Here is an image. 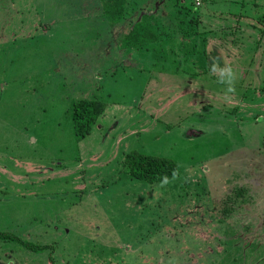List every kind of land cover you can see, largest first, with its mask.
<instances>
[{"label":"rangeland","instance_id":"obj_1","mask_svg":"<svg viewBox=\"0 0 264 264\" xmlns=\"http://www.w3.org/2000/svg\"><path fill=\"white\" fill-rule=\"evenodd\" d=\"M148 1L168 36L125 49L137 9L0 0V264H264V0ZM79 99L105 106L83 139ZM131 152L178 174L132 178Z\"/></svg>","mask_w":264,"mask_h":264},{"label":"trees","instance_id":"obj_2","mask_svg":"<svg viewBox=\"0 0 264 264\" xmlns=\"http://www.w3.org/2000/svg\"><path fill=\"white\" fill-rule=\"evenodd\" d=\"M102 8V13L107 18L111 28L123 25L126 17L134 14V9H137L136 16L138 20L131 17L129 28L121 37L120 44L125 49H147L149 45L162 41L163 36L167 37L168 33L156 32V28H161L166 24V21L159 23L157 19L156 6L152 1L143 0L144 3L134 7L130 0H99ZM142 2V0H137ZM148 10L143 12V10ZM199 16V14H198ZM134 20V22H132ZM158 22V24H157ZM163 24V25H161ZM198 24V22H197ZM239 25V24H238ZM197 29V27H196ZM206 49V54H208ZM105 106L102 102L90 99H79L72 107L71 115L74 125L75 134L78 139H83L88 136L94 125L97 124L99 118L104 114ZM127 173L135 179L142 180L148 184L166 182L173 179L178 174L177 164L167 158L140 154L138 152L128 153L125 157ZM5 240L9 238L3 237ZM26 250L33 253H43L52 248L50 245H32L31 243L22 241L20 238L11 237L10 241L15 242ZM53 249V248H52Z\"/></svg>","mask_w":264,"mask_h":264},{"label":"clouds","instance_id":"obj_3","mask_svg":"<svg viewBox=\"0 0 264 264\" xmlns=\"http://www.w3.org/2000/svg\"><path fill=\"white\" fill-rule=\"evenodd\" d=\"M220 73V82L228 85L226 88V93L233 92L234 89L231 85L234 81V74L232 73L231 69H220Z\"/></svg>","mask_w":264,"mask_h":264},{"label":"crops","instance_id":"obj_4","mask_svg":"<svg viewBox=\"0 0 264 264\" xmlns=\"http://www.w3.org/2000/svg\"><path fill=\"white\" fill-rule=\"evenodd\" d=\"M199 16H200V17H199V20H200V21H198V24L201 25V24H203V23L205 22V18L202 17V14H199ZM205 24H206V23H205ZM205 24H204V25H205ZM200 25H199V26H200ZM208 47H209V46H208ZM231 50H232V49H231ZM231 50L229 51L230 53H231Z\"/></svg>","mask_w":264,"mask_h":264},{"label":"built area","instance_id":"obj_5","mask_svg":"<svg viewBox=\"0 0 264 264\" xmlns=\"http://www.w3.org/2000/svg\"><path fill=\"white\" fill-rule=\"evenodd\" d=\"M200 4V0H197V5H199Z\"/></svg>","mask_w":264,"mask_h":264}]
</instances>
